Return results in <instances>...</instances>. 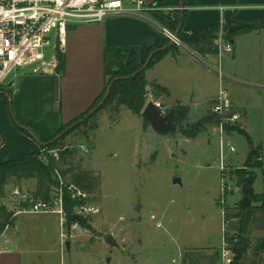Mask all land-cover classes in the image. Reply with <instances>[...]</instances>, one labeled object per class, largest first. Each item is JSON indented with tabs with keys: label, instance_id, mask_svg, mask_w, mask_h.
<instances>
[{
	"label": "rangeland",
	"instance_id": "rangeland-1",
	"mask_svg": "<svg viewBox=\"0 0 264 264\" xmlns=\"http://www.w3.org/2000/svg\"><path fill=\"white\" fill-rule=\"evenodd\" d=\"M229 33L228 28L222 25L219 34L227 37ZM234 38L237 59L234 58V51L223 52V70L251 84L231 81L225 84L230 94L232 93L231 96L237 97L242 106H246L248 115L239 126L243 128L246 125L245 130L253 143L261 146L264 156V89H258L257 86V82H264V29L260 35L246 32ZM154 70L165 78V72L160 66ZM17 72H13L6 83ZM202 72L195 73L198 76L182 73L177 78L182 86L179 89L184 91L187 84L191 83L199 85V88L207 87V92L217 90V86L219 89L218 75L212 71L209 74ZM4 86L5 90H10L9 85ZM145 92V107L153 101L160 110L166 112L173 108L183 110V117L176 119L175 129L160 133L150 124L142 122V132L138 127V120L133 116L135 114L128 107L120 106L119 112L115 113L113 104L97 114L99 128L96 131L84 126L72 130L75 123L63 130L68 133L63 143L74 151V163L94 172L95 177L100 179V186L95 193L90 194L89 200L100 206L101 213L78 214V207L75 208V213L86 219V225L77 222L79 227L91 239L98 238V241L104 243L103 247L105 245L107 248L104 250L99 243L96 250L81 254L83 264H94L95 260L109 264L108 257L117 255V251L124 258L120 264H176L172 260L178 258L181 245L188 246L191 242L211 244L219 237L211 206L219 189V179L215 175L218 168V143L214 125L203 124L197 128L199 132L194 127L201 119L210 115L209 108L193 113L180 104L168 101L165 94L155 93L147 80ZM125 111H128L127 115H124ZM142 113L141 121H144ZM69 123L71 121L66 124ZM185 132L197 134L188 137ZM231 138L237 151L231 153L229 158L239 157L241 160L245 156L236 172L257 170L256 190L264 191V168L246 166L250 149L247 137L234 131ZM82 146L87 147L88 151H84ZM51 151L47 150L50 154ZM40 153H43V149ZM198 162L211 167L205 173L198 172ZM59 167L62 170L67 168L64 163H60ZM177 178H183V182L174 184ZM69 180V176L63 177L64 186L59 182L54 190L59 193L62 191L64 196ZM9 181L11 184L14 180L11 178ZM240 196V189H236L230 195V201L234 202ZM74 223H68L66 215L64 227H71ZM117 227H124V230H117ZM109 235L118 239L121 245L112 247L105 240ZM143 253L144 258H141Z\"/></svg>",
	"mask_w": 264,
	"mask_h": 264
},
{
	"label": "crops",
	"instance_id": "crops-1",
	"mask_svg": "<svg viewBox=\"0 0 264 264\" xmlns=\"http://www.w3.org/2000/svg\"><path fill=\"white\" fill-rule=\"evenodd\" d=\"M197 2L196 6L186 7L187 17L183 26L184 33H191L195 29L210 28L215 24H220L221 27L222 25L228 26L229 32H233L247 26L250 21L264 22V0H197ZM263 29L251 32L260 35ZM241 34L243 33L235 34L229 38L235 44L233 53L236 59L237 45L234 37ZM162 36H164L162 32L150 22L128 16L110 17L103 22L71 26L66 46L62 51L65 58L63 74H60L58 69L53 74L19 70L13 76L14 78L6 83L10 90L5 92L10 95L11 102L6 96L0 97V130L4 135V141L0 145V163L17 160L25 154L40 153L42 150L41 144L32 135L18 129L14 122V116L41 141L53 138L62 124L72 121L87 111L103 93L106 84L105 52L108 47L119 48L117 54L123 57L122 60H125L127 56L132 57L137 54L138 60L145 62L149 49L157 45ZM167 47L169 45L163 48ZM158 66L165 72V78L159 72H155L154 69ZM204 68V65L188 51L173 48L148 68L145 76L150 84L158 83L169 90V94H165L168 101L180 104L193 113H199L206 108H209L210 111V106L219 90L218 86L217 90L207 92V87L205 90L203 87L199 88V85L191 83L187 84L183 91L179 89L182 86L178 83L177 78L182 73L198 76L195 73L204 71L209 74L211 72ZM151 71L155 73L152 74ZM257 83L261 85L258 86V89H264V82ZM232 101L246 118L248 115L246 106H242L241 101L233 95ZM125 112L124 115H127L128 111ZM134 114L133 116L138 120V127L144 132V121H141L142 118L139 114ZM243 129H247L246 125L243 126ZM260 151L263 153L262 148ZM244 158L245 156L241 160L239 157L233 158L232 163L241 164L240 161L243 162ZM262 165L264 168V156ZM209 167L211 166L206 163L198 162L196 164L198 172L205 173ZM216 170L218 174L215 171V175L219 179V189L211 206L219 237L217 236L216 242L211 244L201 245L191 242L187 244L188 246L181 245L178 258L172 260L176 264H222L220 240L224 217L219 204L221 174L219 168ZM182 182L183 178H180V182L174 184ZM228 186L226 204L224 205L227 233L229 237L241 235L249 240L250 246L242 263L253 264L255 258L253 249L257 242L264 238V207L255 204L248 208L243 215L239 214L242 187L238 184L236 177L229 180ZM37 187V178L23 179L20 182L11 181V184L7 185L0 195V203L13 213L14 190L19 188L22 192L34 197ZM236 189H240L241 196L231 202L230 195ZM254 190L257 194L264 193V191L256 190V182ZM53 195L52 191L51 198ZM118 229L124 230V227H117ZM165 230H167V226ZM63 231L66 233V237L63 236ZM116 241L117 247H119L121 244L118 239ZM99 243L103 247L102 241H98V238L91 239L85 231H74L71 227L63 229L59 216L56 214H19L10 221L8 227L5 226L0 234V264H83L81 254L89 253L92 249L96 250ZM105 247L104 245V250L107 248ZM112 247L111 250H113ZM116 253L117 255L106 258L110 260L109 264H120L124 261L118 251ZM144 255L143 253L141 258H144ZM261 257V264H264V251L261 253ZM94 264H103V261L98 263V260H95Z\"/></svg>",
	"mask_w": 264,
	"mask_h": 264
},
{
	"label": "built area",
	"instance_id": "built-area-1",
	"mask_svg": "<svg viewBox=\"0 0 264 264\" xmlns=\"http://www.w3.org/2000/svg\"><path fill=\"white\" fill-rule=\"evenodd\" d=\"M184 6H159L155 0H0V86L5 85L8 77L15 71L28 70L39 74H53L57 72L59 59L57 50H64L69 29L73 25L83 23L103 22L107 18L128 16L143 19L158 28L170 42L178 48L188 51L198 62L214 72L219 77V90L210 106V113L218 121L214 124V135L218 143V168L221 174V196L219 204L222 208L224 222L222 224V237L220 245L221 263L234 264L235 252L227 233L225 223L226 195L228 182L235 177L237 164L229 158L231 153L237 151L230 127L239 126L245 119L244 113L237 109L225 82L251 84L236 78L223 70V52H233V43L223 34L214 41L216 54H200L190 48L173 30L163 25L156 13H171L183 10ZM50 48H52L50 50ZM257 86H261L257 84ZM162 112L166 113L165 110ZM84 151L88 148L82 146ZM57 149L52 150L56 158L59 157ZM257 163L263 161L262 152L256 157ZM59 175V174H58ZM60 183L63 178L59 175ZM74 199L81 204L78 214L101 213V208L92 200L90 194L78 189L74 185L66 186ZM49 201L34 198L22 192L19 188L13 192L14 211L11 219L19 214H56L59 216L63 229L66 222L64 197L62 191L56 192ZM10 222L6 225L9 226ZM71 229L83 231L75 222ZM63 236L66 233L63 231Z\"/></svg>",
	"mask_w": 264,
	"mask_h": 264
},
{
	"label": "trees",
	"instance_id": "trees-1",
	"mask_svg": "<svg viewBox=\"0 0 264 264\" xmlns=\"http://www.w3.org/2000/svg\"><path fill=\"white\" fill-rule=\"evenodd\" d=\"M158 4L161 6H184L183 10L176 11L175 18L172 17L171 13L158 12L156 17L158 20L165 26L169 27L171 30L176 32L180 25L182 24L179 30V37L193 50L199 52L200 54H216L217 48L214 45L215 39L218 37L221 25L215 24L210 28L195 29L191 33H184L183 26L187 17L186 7L196 6L198 4L197 0H159ZM228 26H226V29ZM264 28L263 21H250L247 26L241 27L237 31H231L228 38L232 37L238 33L251 32L256 29ZM170 44V40L166 36H162L157 45L151 47L148 52V56L154 51L156 52L148 67L136 73L140 69L144 62L138 60L137 54H134L129 59V64L122 69H114L115 63L118 60H122L123 57L119 56L117 52L119 48L108 47L105 52L106 56V84L103 93L95 100L93 105L84 113L79 115L77 118L73 119L69 124H62L56 135L61 133L67 128V126L76 123L73 129H78L80 127H88L89 130L96 131L99 128V120L97 114L107 106L115 104V113L119 112L120 106L128 107L132 112L141 115V111L145 108V99L144 94L146 87V76L145 72L148 68L153 66L157 61H159L165 53L170 49H178L176 45H171L165 49H161ZM161 49V50H160ZM57 56L59 59L58 72L63 74L65 71V58L64 54L58 49ZM147 56V57H148ZM136 73V74H135ZM123 76H129L122 78ZM110 77V78H109ZM116 77H121L116 79L112 86L109 96L107 97L104 104L95 112L88 115L93 108H95L98 103L103 99L106 94L108 86ZM153 91L155 93L169 94V90L166 87L161 86L158 83L151 84ZM1 91L5 90V86H0ZM0 97L4 98V94H0ZM7 98V97H6ZM8 99V98H7ZM182 110V109H181ZM183 112V110H182ZM13 113V111H12ZM184 114V113H183ZM207 115L201 119L198 123L194 125L197 132L203 124L212 123L213 125L218 121L215 115ZM178 119V118H177ZM14 122L17 124L19 130L29 134L27 130L22 128L18 123V119L14 117ZM145 124H150L144 119ZM176 128V126H175ZM174 128V129H175ZM230 130L239 131L241 134H244L247 137L249 142V152L246 160V166L251 168L263 167L262 163H257L255 158L258 156L261 149L260 146H255L250 135L240 126H233L229 128ZM195 133H184L188 137H193L197 134ZM68 133H64L60 138L54 140L53 138L42 141L41 148L43 153H29L23 155L17 160H9L0 163V195L4 191V186L10 183V179L13 178L15 182H20L23 179L37 178L38 187L35 192L34 198H40L45 201L51 199V192L53 188L59 185V175L62 178L69 176L70 180L68 185H74L78 189L92 194L96 192V189L100 186V179L95 177V173L80 168L74 163V151L70 147L64 145V140ZM4 141V135L0 130V145ZM52 141V142H51ZM59 151V157L56 158L53 154L47 152V150ZM47 152V153H45ZM254 161V162H253ZM60 163H64L67 168L62 170L59 166ZM59 174V175H58ZM238 184L242 187V200L239 203V214H242L248 209L253 207L255 204H258L260 207H264V193L257 194L254 190V183L256 180L255 171H245L238 170L235 173ZM67 185V186H68ZM64 208L67 215L68 223L79 222L82 225H86V219L77 215L75 213V208L78 207L81 202L78 199H74L71 195V191L67 188L64 189ZM12 213L0 203V234L5 226L12 220ZM91 228V225H87ZM230 242L232 243V248L235 252V262L234 264H243L242 259L244 258L245 253L247 252L250 244L247 238L240 236L229 237ZM254 261L253 264H261L262 257L261 253L264 251V238L260 239L254 247Z\"/></svg>",
	"mask_w": 264,
	"mask_h": 264
},
{
	"label": "water",
	"instance_id": "water-1",
	"mask_svg": "<svg viewBox=\"0 0 264 264\" xmlns=\"http://www.w3.org/2000/svg\"><path fill=\"white\" fill-rule=\"evenodd\" d=\"M181 26H182V24L180 25L179 29L175 32L176 35H179V30H180ZM171 45H173V42H170L169 46H171ZM161 49H164V48H161ZM158 51L159 50L154 51V53L150 54L147 57V59L144 62L143 66L137 71V73L145 70L148 67L153 55L156 52H158ZM129 59H130V56H127V58L125 60L119 61L116 64V66L114 67V69H122L123 67L127 66L129 64V62H130ZM126 77H129V76H123L122 78H126ZM118 78H121V77H117V78H115L112 81V83L108 86L106 94L104 95L103 99L98 103V105L95 108H93L91 110V112L88 115H90L93 112H95L96 110H98L104 104V102L106 101L107 97L109 96V93L111 91V86H112L113 82L116 79H118ZM0 94H4L8 98V100L11 102V97H10V95L7 92L0 90ZM142 115H143L144 119L147 122L150 123V125L153 127V129L156 130L157 132H160V133H165V132L173 130L175 128V126H176L175 119L176 118L181 119L183 117V113H182L181 109L174 108V109H171L170 111L164 113V112H162V110H160V108L153 101H150L146 105ZM18 124L22 128H24L25 130H27L29 132V134L32 135L40 144L43 143L30 129H28L26 126L22 125L21 123H18ZM74 125H76V123ZM64 133H65V131L59 133L58 135H56L54 137V139L52 141L57 140ZM175 182H180V179H178V178L175 179ZM106 241L108 243H110V245H112V246H117L118 245L117 241L115 239H113L110 235L107 236Z\"/></svg>",
	"mask_w": 264,
	"mask_h": 264
},
{
	"label": "flooded vegetation",
	"instance_id": "flooded-vegetation-1",
	"mask_svg": "<svg viewBox=\"0 0 264 264\" xmlns=\"http://www.w3.org/2000/svg\"><path fill=\"white\" fill-rule=\"evenodd\" d=\"M118 62H119V60H118ZM118 62L115 63V66H116V64H117ZM176 119H177V118H176ZM176 119H175V123H176Z\"/></svg>",
	"mask_w": 264,
	"mask_h": 264
}]
</instances>
